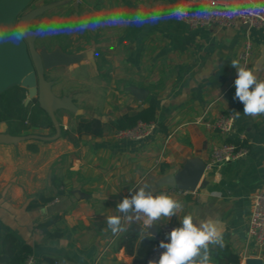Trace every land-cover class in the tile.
Returning <instances> with one entry per match:
<instances>
[{
	"label": "crops",
	"instance_id": "0c3cea01",
	"mask_svg": "<svg viewBox=\"0 0 264 264\" xmlns=\"http://www.w3.org/2000/svg\"><path fill=\"white\" fill-rule=\"evenodd\" d=\"M184 1L38 0L31 26L115 10L159 11ZM246 39L252 41L253 50L245 67L264 79V26L191 27L183 19H173L142 27L38 35L35 52L46 47L77 57L40 73L50 82L52 94L63 100L49 112L53 127L20 129L13 118L0 120V133L15 137L0 141L2 233H12L32 246V264H133L134 255L126 251L123 240L132 222L140 223L142 233L143 221L124 220L127 231L113 235L106 217L119 215L116 205L130 190L150 184L156 194L167 193L183 204L178 217L161 218L155 225L179 226V218L187 213L211 217L218 221L224 242L239 253L240 264H262L263 250L248 241V220L253 196L264 185V115L243 114V104L235 99L237 73L231 66L233 59L239 60ZM61 80L66 84L59 85ZM130 87L146 89V97L138 98ZM148 103L155 106L156 120L167 130L155 122L141 139L116 137L109 122ZM233 111L240 112L239 118ZM224 112L235 116L227 135L205 126L204 121ZM80 116L101 118L106 122L104 134H78ZM242 134L247 151L210 169L205 166L194 190L159 184L187 160L206 163L214 145ZM40 196L53 197L40 202ZM34 200L39 203L30 205ZM54 214L62 219L49 229L59 228L62 234L50 237L37 225ZM155 225L148 229L151 234ZM140 239L141 234L136 247Z\"/></svg>",
	"mask_w": 264,
	"mask_h": 264
},
{
	"label": "clouds",
	"instance_id": "9594fccd",
	"mask_svg": "<svg viewBox=\"0 0 264 264\" xmlns=\"http://www.w3.org/2000/svg\"><path fill=\"white\" fill-rule=\"evenodd\" d=\"M190 10H184L177 5L170 9L147 12L141 9L134 11L115 10L109 15L102 13L79 20L44 21L30 29L20 25L15 28H0V43H22L31 36L54 37L95 31L99 28H114L156 24L166 20H182ZM195 15H202L199 10ZM231 66L236 69L234 81L235 99L243 104L245 116L257 117L264 115V79H260L252 68L242 66L239 60L233 59ZM239 118L240 112L233 111ZM119 215H109L106 223L113 235L126 232L124 220L143 221L145 230L141 233V240L153 239L148 231L161 218L170 220L179 216L183 204L167 193L156 194L150 184H143L130 190L116 205ZM212 247H223L224 239L218 221L209 217L200 219L192 213L179 218V226L167 234V242L161 241L159 247L163 249L158 259L149 260L148 264H211Z\"/></svg>",
	"mask_w": 264,
	"mask_h": 264
},
{
	"label": "trees",
	"instance_id": "16d2710c",
	"mask_svg": "<svg viewBox=\"0 0 264 264\" xmlns=\"http://www.w3.org/2000/svg\"><path fill=\"white\" fill-rule=\"evenodd\" d=\"M28 95L27 88L21 85H13L0 94V120L13 118L17 121L18 128H26L32 125L53 127V121L49 112L41 105L38 97H33L28 103H25V98ZM139 121L156 122L158 126L166 131L163 123L156 120V108L152 103L141 107L138 110L125 112L109 124L117 129L129 128L135 126ZM106 122L99 117H83L77 119L78 134H89L92 136H102L104 134ZM66 133V131H64ZM243 146L247 147V142H242ZM56 176H53V182L58 183ZM59 185V184H58ZM58 193H63V189H59ZM53 196H40V202H47ZM39 203L37 200L31 201L30 205ZM62 219V215L54 214L49 219L38 223V227L50 237L59 236L62 230L57 228L50 230L49 226ZM141 234V225L138 222H132L130 232L123 240L125 249L130 254L134 255L133 264L148 262L147 256L151 250L153 239H140L139 245L136 247V242ZM211 264H240V255L236 252L229 243L224 242V246L212 247ZM32 246L18 238L12 233H2V224L0 223V262L5 264H25L27 259L32 256Z\"/></svg>",
	"mask_w": 264,
	"mask_h": 264
},
{
	"label": "built area",
	"instance_id": "2783aa9c",
	"mask_svg": "<svg viewBox=\"0 0 264 264\" xmlns=\"http://www.w3.org/2000/svg\"><path fill=\"white\" fill-rule=\"evenodd\" d=\"M196 4L199 5V8L194 7ZM178 5L182 6L184 10H190L183 20L191 27L213 23L220 26H231L236 23L248 24L249 27L264 26V1L260 0H187ZM199 10H203L204 14L195 15L194 13ZM252 50V41L246 39L238 53V58L244 66L249 63ZM204 124L211 130L227 135L234 128L235 116L233 113L224 112L213 120L204 121ZM154 128L155 122L139 121L133 127L117 129L115 135L118 138L141 139ZM244 140L245 136L242 134L236 140H226L222 144L214 145L206 162V169L245 153L247 147L242 145ZM175 227L178 226L170 222L159 225L158 232L154 234L155 240L147 256L148 261L159 258L163 251L159 247L160 242H167V234ZM248 241L263 250L260 259L261 263L264 264V185L259 187L253 196L248 220ZM32 263L33 256H30L25 264Z\"/></svg>",
	"mask_w": 264,
	"mask_h": 264
},
{
	"label": "water",
	"instance_id": "95a60500",
	"mask_svg": "<svg viewBox=\"0 0 264 264\" xmlns=\"http://www.w3.org/2000/svg\"><path fill=\"white\" fill-rule=\"evenodd\" d=\"M33 0H0V28H15L23 25L33 29L31 22L39 9L24 10ZM244 24V27H248ZM38 37L31 36L22 43H0V94L13 85H21L27 88L28 96L25 103L33 97H38L41 105L50 112L54 106L63 103V100L52 94L50 82L42 79L40 73L45 67L57 64L69 63L77 55L62 51L61 49L48 50L42 47L39 52L34 51V40ZM134 94L144 99L147 90L141 87H130ZM14 136L0 133V141L14 140ZM206 163L202 161L187 160L184 166L176 173L164 175L160 185L179 187L186 190H194L204 172ZM158 225L152 229V234L158 232Z\"/></svg>",
	"mask_w": 264,
	"mask_h": 264
},
{
	"label": "rangeland",
	"instance_id": "374dc122",
	"mask_svg": "<svg viewBox=\"0 0 264 264\" xmlns=\"http://www.w3.org/2000/svg\"><path fill=\"white\" fill-rule=\"evenodd\" d=\"M38 2V0H33L29 5L28 7L24 10V12H28L29 10H31L34 5H36ZM63 84H66L63 80L59 81V85H63Z\"/></svg>",
	"mask_w": 264,
	"mask_h": 264
}]
</instances>
